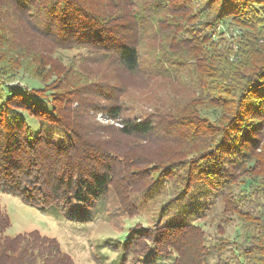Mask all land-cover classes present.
<instances>
[{
    "label": "trees",
    "instance_id": "16d2710c",
    "mask_svg": "<svg viewBox=\"0 0 264 264\" xmlns=\"http://www.w3.org/2000/svg\"><path fill=\"white\" fill-rule=\"evenodd\" d=\"M20 33L82 63L188 87L197 95L189 102L208 113L196 105L138 114L129 87L106 82L87 110L107 112L119 126L104 125L113 146H98L62 114L58 93L16 83L15 66L2 61V193L82 223L141 217L116 250L122 264H264V50L257 45L264 0H0V47L8 53L16 44L15 59L27 50ZM162 122L168 134L188 128L190 149L132 171L136 159L120 151L122 136L155 140ZM255 213L259 224L249 219ZM255 224L262 245L250 241ZM10 226L0 203V261L75 264L57 237L38 229L4 234ZM26 241L17 255L9 246Z\"/></svg>",
    "mask_w": 264,
    "mask_h": 264
},
{
    "label": "rangeland",
    "instance_id": "374dc122",
    "mask_svg": "<svg viewBox=\"0 0 264 264\" xmlns=\"http://www.w3.org/2000/svg\"><path fill=\"white\" fill-rule=\"evenodd\" d=\"M18 40L23 47H26V52L15 59L12 51L14 52V47H17L16 44L10 48L11 52L8 51V53H3L4 48L0 47V65L5 66L2 61L9 60V65L15 66L13 68L17 73L16 83L21 82V85H29L30 87H46L50 91L58 93V103L62 114L72 119L75 118L77 125L75 126L78 129L81 128L83 135L98 146L103 142L107 143L108 147L113 146L114 136H110L108 132L104 131V125L119 126V120L112 119L107 112L94 114L92 110H87L90 99L94 95L93 91L96 92L99 89L95 88L96 85H102L106 82H121L127 85L130 89L128 95L138 107L135 111L138 114L145 113V111L152 112L157 107L162 110L176 108L179 111L196 105L202 109V112H206L204 105L189 102L192 97L197 96L193 90L173 81L161 77L144 79L140 76L128 75L126 72L119 73L109 66L82 63L73 60L69 52L64 49L51 48L48 43L46 44L35 35L20 33ZM257 45L261 47L262 51L264 50L263 40L258 41ZM10 57L13 60L9 59ZM38 71L41 72L40 75H38ZM62 98L66 101H63ZM166 123L162 122V125H159L160 130L158 134L154 135L155 140L146 137L122 136L120 151L136 159L129 167L132 171L138 169L143 172L150 157L159 158L164 156L163 154L174 156L177 153L180 155L190 149L186 146L184 138V133H187L188 128L181 131L175 125L171 127L172 131L170 130L171 133L168 134V130H163L167 128ZM260 150L261 148L257 152L260 153ZM260 169L259 167L257 171ZM0 203L11 219V226L4 234L15 236L19 233L38 229L44 234L57 237L62 248L74 258L75 264H122L118 260L119 253L116 250L120 249L127 237L124 232L137 222H144L141 217L127 218L125 216H116L111 221L99 219L91 223L77 222L59 214L56 215L52 210H40L27 205L20 198L2 193V191H0ZM257 217L259 216L255 213L249 219L251 222L259 224L263 220ZM258 224H255L256 229L251 232L252 239L250 241L262 245L261 240L256 241ZM208 232L212 235L217 233L216 228L212 225L208 227ZM226 233L233 238L237 234V227L231 225ZM4 243H6L5 239L0 238V248L4 246ZM22 244L28 246L29 242L10 244L9 246L17 255ZM0 264H7V262L2 260ZM124 264L167 263L131 259L130 262Z\"/></svg>",
    "mask_w": 264,
    "mask_h": 264
}]
</instances>
